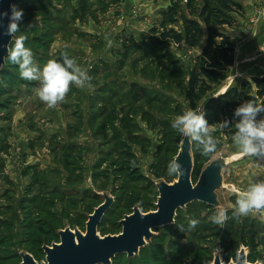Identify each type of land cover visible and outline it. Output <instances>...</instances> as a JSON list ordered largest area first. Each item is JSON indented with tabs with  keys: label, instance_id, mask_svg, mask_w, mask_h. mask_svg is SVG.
Returning a JSON list of instances; mask_svg holds the SVG:
<instances>
[{
	"label": "rangeland",
	"instance_id": "rangeland-1",
	"mask_svg": "<svg viewBox=\"0 0 264 264\" xmlns=\"http://www.w3.org/2000/svg\"><path fill=\"white\" fill-rule=\"evenodd\" d=\"M185 1L179 0L188 16ZM235 1L241 5L232 14L235 24L221 27L235 40V63L227 79L203 98L200 110L211 95L258 75L243 63H258L259 69L256 60L264 59V35L258 41L254 28L260 19L264 34V0ZM16 4L24 17L9 52L15 39L24 35L38 66L66 53L91 77L90 87L71 85L64 101L49 108L38 98L39 82L22 80L8 56L0 70V264H20L22 252L40 264L45 261L43 246L59 243L58 231L69 227L85 233L87 216L103 202L95 194L113 198L101 222L105 233L99 228L97 234L118 235L120 221L135 206L142 213L155 210L156 182L166 181L159 178L162 174L170 184L177 180L168 175L167 166L176 158L183 136L172 123L189 110L184 91L190 71L200 63L206 35L203 30L197 47L169 41L148 56L126 46L129 39L141 43L149 36L170 0H16ZM205 119L214 129L217 151L204 155L192 141V157L198 162L195 177L197 181L217 155L229 157L218 193L222 207L195 203L179 210L180 223L173 232L157 230L137 255L118 256L111 264H212L215 255L228 264L236 262L242 247L253 263L264 264V210L234 216L256 229L253 238L242 235L246 246L240 243L236 252L222 246L224 224L210 220L220 209L233 215L241 192L250 182L264 180V158L239 153L231 138L236 122L221 130L216 112ZM191 219L200 223L189 228Z\"/></svg>",
	"mask_w": 264,
	"mask_h": 264
},
{
	"label": "trees",
	"instance_id": "trees-1",
	"mask_svg": "<svg viewBox=\"0 0 264 264\" xmlns=\"http://www.w3.org/2000/svg\"><path fill=\"white\" fill-rule=\"evenodd\" d=\"M198 2L199 6L196 5ZM184 9L188 10V16L184 13L179 0H170L168 8L161 12V20L158 26L150 30L149 36L147 38L142 37L141 43L136 42L134 39H129L126 47H131L148 56H151L158 48L169 41L176 45L184 44L190 47H197L203 30H205L206 39L201 52L200 63L190 71L184 91V99L188 104V108L195 110L198 109L203 98L212 90L213 85L227 79L229 69L234 66L236 43L230 35L221 30V27H233L235 20L232 14L238 12L241 9V5L235 0H186ZM179 23L181 28L176 27L177 25L179 26ZM245 101H251L257 105L264 103V75L253 76L251 81L243 80L238 86H230L223 93L211 95L203 103L202 108L205 110L206 116L216 112L221 117V121L229 120L230 124L233 125L238 119L233 116L234 110ZM184 112L186 110L180 114ZM260 118L261 116L258 115L257 119ZM193 163L192 181H196L195 171L198 162L194 156ZM159 178H165L166 182H169V177L165 174H162ZM94 197L95 199L101 197L103 200L102 195L95 194ZM195 203H199L205 208L215 209L197 201L190 203L186 208ZM179 210L181 209H178L177 212ZM107 211L97 227V230L100 228L101 233H105V228L101 222ZM177 212L173 224L155 228L153 231L157 232V230L166 229L173 232L180 223ZM228 216L229 219L224 223V236L221 237V242L224 250L236 252L239 244L243 242L241 240L242 235L244 237L248 235L253 238L256 229L254 225L247 222L240 224L237 221L238 219L234 218V215L229 212ZM57 237H59L58 233ZM244 242L243 244L246 246ZM124 255L127 256L126 254L116 255L112 261L118 256ZM247 259L248 262L253 263L249 254Z\"/></svg>",
	"mask_w": 264,
	"mask_h": 264
},
{
	"label": "water",
	"instance_id": "water-1",
	"mask_svg": "<svg viewBox=\"0 0 264 264\" xmlns=\"http://www.w3.org/2000/svg\"><path fill=\"white\" fill-rule=\"evenodd\" d=\"M16 0H0V11L7 10L10 3ZM7 20L0 21V70L5 64L12 39L2 33ZM192 140L182 137L177 160L182 166V175L177 180L168 183L164 180L156 182L158 191L155 210L142 213L138 207L132 209L130 215H125L120 221L122 227L118 235L97 234V227L105 212L111 207L113 198L108 193H101L103 202L88 215L85 233L69 227L58 231L59 243L43 246L45 261L40 264H111L116 255L126 254L128 258L137 255L139 250L150 241L156 233L155 228H161L174 223L178 209H184L190 203L197 201L216 209L222 207L218 193L224 187V169L230 159L222 154L211 159L200 172L198 180L193 184ZM20 264H38L32 255L22 252ZM212 264H224L220 255H215ZM228 264H259L250 263L247 252L242 247L238 252L236 262Z\"/></svg>",
	"mask_w": 264,
	"mask_h": 264
},
{
	"label": "clouds",
	"instance_id": "clouds-1",
	"mask_svg": "<svg viewBox=\"0 0 264 264\" xmlns=\"http://www.w3.org/2000/svg\"><path fill=\"white\" fill-rule=\"evenodd\" d=\"M24 10L17 4L10 3L7 10L0 11V21L7 20L2 33L11 39L20 31ZM26 36L21 35L15 39L12 50L8 53L9 61L18 66L20 78L26 81L39 82L37 95L39 100L49 108H54L63 102L71 85L80 88L90 87L91 77L87 70L83 69L73 57L66 53L59 59L49 60L43 67L37 65L33 58V52L25 46ZM264 103L255 104L245 101L238 106L233 113L236 119V131L232 140L242 156L264 158ZM261 116L257 119V116ZM205 110L189 109L178 115L172 127L184 137H190L202 150L204 155L217 151L218 141L210 130V125L205 119ZM219 128L227 129L232 126L229 120L217 123ZM182 166L177 160H172L167 166L168 175H182ZM234 216L245 217L252 212L264 210V180L250 182L249 187L241 192L236 200ZM229 219L226 209H220L214 213L210 220L213 224L223 225ZM200 221L191 219L189 228H195Z\"/></svg>",
	"mask_w": 264,
	"mask_h": 264
},
{
	"label": "crops",
	"instance_id": "crops-1",
	"mask_svg": "<svg viewBox=\"0 0 264 264\" xmlns=\"http://www.w3.org/2000/svg\"><path fill=\"white\" fill-rule=\"evenodd\" d=\"M261 14V13H260ZM254 28H255V30H256V33L258 32V34L260 35V38H258V41H260V39L261 38H263V23L261 22V20L259 19V21L257 22V23H255V25H254ZM257 41V42H258ZM259 44V43H258ZM249 50H250V48H249V46L243 51V57H244V59L249 55ZM240 57H242L241 56V54H240ZM243 57H242V59H243ZM260 60V62H259V69L257 68V67H255L258 63H253V64H251V63H243V65L244 66H246L247 68H251V67H254V72H257V73H255V74H258L259 76H262V75H264V59L262 58V59H257L256 61L258 62ZM249 65V66H248ZM258 75H255V76H258Z\"/></svg>",
	"mask_w": 264,
	"mask_h": 264
}]
</instances>
